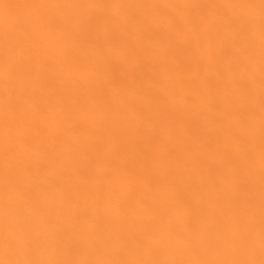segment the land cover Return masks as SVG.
I'll list each match as a JSON object with an SVG mask.
<instances>
[{
	"label": "bare ground",
	"instance_id": "1",
	"mask_svg": "<svg viewBox=\"0 0 264 264\" xmlns=\"http://www.w3.org/2000/svg\"><path fill=\"white\" fill-rule=\"evenodd\" d=\"M10 259L264 260L261 0H0Z\"/></svg>",
	"mask_w": 264,
	"mask_h": 264
},
{
	"label": "snow or ice",
	"instance_id": "2",
	"mask_svg": "<svg viewBox=\"0 0 264 264\" xmlns=\"http://www.w3.org/2000/svg\"><path fill=\"white\" fill-rule=\"evenodd\" d=\"M261 6L262 10H264V0H261ZM48 23L52 25H57L58 26V21L54 17H50L47 21ZM15 66L10 65L9 66V71H13ZM23 70L28 75L31 77L32 75V68L31 65L28 63H25L23 65ZM21 244L24 245L25 248L29 247L31 244V240L28 238H25L24 240H21L15 235L12 234H7L4 237L3 240V247L8 254H13L17 251V249L21 246ZM3 264H41L39 261H33V260H5ZM53 264H62V262H53ZM105 264H129V262H105ZM134 264H144V262H134ZM154 264H160V262H154ZM260 264H264V260L260 262Z\"/></svg>",
	"mask_w": 264,
	"mask_h": 264
}]
</instances>
